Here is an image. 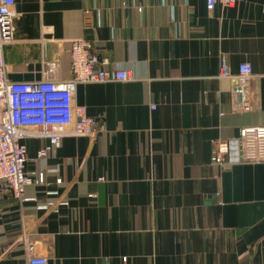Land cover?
Returning <instances> with one entry per match:
<instances>
[{
  "label": "crops",
  "instance_id": "1",
  "mask_svg": "<svg viewBox=\"0 0 264 264\" xmlns=\"http://www.w3.org/2000/svg\"><path fill=\"white\" fill-rule=\"evenodd\" d=\"M14 1L9 81L70 78L80 36L99 67L130 77L76 85L73 106L105 127L92 137L64 134L43 159L46 137L18 138L25 174L44 180L25 199L0 193V264L23 260L25 239L47 264H264V160L244 161L238 140L264 125V0ZM222 60L232 75L252 66L249 109L232 110Z\"/></svg>",
  "mask_w": 264,
  "mask_h": 264
},
{
  "label": "built area",
  "instance_id": "2",
  "mask_svg": "<svg viewBox=\"0 0 264 264\" xmlns=\"http://www.w3.org/2000/svg\"><path fill=\"white\" fill-rule=\"evenodd\" d=\"M219 1L233 4L235 0H206V8L212 9ZM14 0H0V193L8 191L18 199H25L22 189L29 183H42L43 174L36 177L25 174L27 160L26 146L18 138L35 134L47 138L44 146L37 150L36 157L43 159L48 150L59 146L64 134L92 137L105 127L94 116H89L84 106H73L74 90L79 82H103L122 80L130 77L127 70L104 69L99 67V59L91 47V41L84 37H74L70 41L69 64L71 77L62 80L42 78L40 80L14 81L5 76L3 46L13 38L12 14ZM96 7H94L95 9ZM137 9H141L137 6ZM84 22H91V8L82 11ZM252 66L247 61L237 65L232 75L225 60L219 66L218 76L231 80V108L247 110L250 108L249 85L252 78ZM27 126L34 127L27 129ZM239 156L244 161L264 160V125L243 126L239 130ZM228 142L224 138L214 139L211 147V160L217 165L226 162L225 153ZM60 183L61 179L57 178ZM63 198L54 202L38 205L39 208H55L66 204ZM25 255L17 264H47V258L34 252V243L24 240Z\"/></svg>",
  "mask_w": 264,
  "mask_h": 264
}]
</instances>
